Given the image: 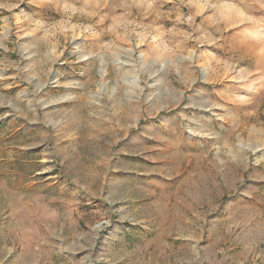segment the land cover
Here are the masks:
<instances>
[{"label": "rangeland", "instance_id": "obj_1", "mask_svg": "<svg viewBox=\"0 0 264 264\" xmlns=\"http://www.w3.org/2000/svg\"><path fill=\"white\" fill-rule=\"evenodd\" d=\"M0 264H264V0H0Z\"/></svg>", "mask_w": 264, "mask_h": 264}]
</instances>
